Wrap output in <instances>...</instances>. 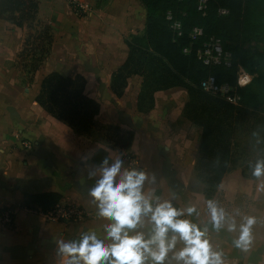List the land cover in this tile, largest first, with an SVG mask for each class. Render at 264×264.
Returning a JSON list of instances; mask_svg holds the SVG:
<instances>
[{
    "label": "crops",
    "instance_id": "crops-1",
    "mask_svg": "<svg viewBox=\"0 0 264 264\" xmlns=\"http://www.w3.org/2000/svg\"><path fill=\"white\" fill-rule=\"evenodd\" d=\"M33 1L37 6L34 19L21 27L0 18V212L6 206L16 210L12 228L0 223V264H60L56 241L75 240L90 231L105 235V225L111 221L98 215L89 196L95 179H88L87 173L105 157L111 162L117 153L125 157V167L148 173L144 186L148 199L153 203L157 198L168 200L185 212L182 218L207 228L206 238L212 250L222 255L223 264H264V177L252 174L256 163L264 161V140L260 139L261 149L254 154L246 143L254 147L249 132L264 124L249 119L258 117L264 122V110L230 120L233 163L220 183L209 187L197 168L203 130L187 114L188 90L182 86L156 90L150 104L147 99L139 109L141 75L126 78L121 96L111 89L113 73L128 57L126 39L144 32L146 9L141 1L76 0L85 6L81 16L68 0ZM29 22L32 27L47 26L51 38V51L34 72L17 66ZM52 72L81 75L84 94L99 105L95 120L132 132L130 147H118L103 130L78 132L46 112L35 97L42 79ZM22 140L31 146H23ZM40 193L58 194L56 207L76 205L84 217L47 222L34 212L39 207H24L25 196ZM209 200L226 214L219 231L211 224ZM193 205L199 215L188 217L186 209ZM242 218L255 221L247 250L233 244L239 232L227 230Z\"/></svg>",
    "mask_w": 264,
    "mask_h": 264
},
{
    "label": "trees",
    "instance_id": "trees-1",
    "mask_svg": "<svg viewBox=\"0 0 264 264\" xmlns=\"http://www.w3.org/2000/svg\"><path fill=\"white\" fill-rule=\"evenodd\" d=\"M140 1L146 9L145 29L142 35H131L126 39L128 57L113 73L111 89L121 96L126 78L130 74L141 75L140 109L145 100L148 99L150 104L151 94L156 90L185 87L191 98L187 114L203 130L201 156L197 162L199 177L207 186L214 187L233 163L229 152L233 132L230 120H236L245 112L264 110V40L259 35L261 23L252 19L257 3L264 11V0H207L202 10L197 8L198 0ZM36 9L33 0H0V18H8L20 27L25 21L34 19ZM219 9H226L228 13L221 15ZM168 13L171 14L170 20L167 19ZM175 20L181 24V35L178 36L170 28ZM41 27L42 33L36 38L44 34L50 45L48 28ZM195 27L202 32L192 38L190 34ZM211 37L218 38L223 50L230 54V66L206 65L199 57L198 51ZM184 49L188 52L185 53ZM42 61V56L33 60L34 64L29 66L31 72L36 71ZM240 67L254 77L248 85L236 90L239 104L234 105L200 87L201 81L208 76H213L218 84L234 86ZM84 86L81 75L65 77L52 72L42 79L35 101L51 116L78 132L103 130L107 139L122 149H128L132 132L99 124L95 120L99 105L84 94ZM58 200L59 195L55 193L27 195L24 207L28 210L39 207L46 211L56 207Z\"/></svg>",
    "mask_w": 264,
    "mask_h": 264
},
{
    "label": "clouds",
    "instance_id": "clouds-1",
    "mask_svg": "<svg viewBox=\"0 0 264 264\" xmlns=\"http://www.w3.org/2000/svg\"><path fill=\"white\" fill-rule=\"evenodd\" d=\"M253 176L264 177V161H258ZM95 179L89 196L98 208V215L110 219L105 235L95 231L75 240H58L60 264H223L222 255L212 250L207 228L201 229L185 212L168 200L153 203L144 194L148 173L139 167H125V157L117 153L109 161L102 159L87 173ZM154 182V177H153ZM207 211L213 228L219 231L226 221L225 211L209 200ZM186 214L199 215L190 206ZM253 218L233 221L230 232L238 231L235 247L247 250L252 236ZM181 247L177 249V245ZM169 253H172L169 256Z\"/></svg>",
    "mask_w": 264,
    "mask_h": 264
},
{
    "label": "built area",
    "instance_id": "built-area-1",
    "mask_svg": "<svg viewBox=\"0 0 264 264\" xmlns=\"http://www.w3.org/2000/svg\"><path fill=\"white\" fill-rule=\"evenodd\" d=\"M72 8L76 12H83L85 6L79 3L76 0H68ZM207 0H198V10L205 8V3ZM228 11L226 9H219V14L226 15ZM167 19H171V14H167ZM170 28L173 30L175 36L181 35V24L178 20H175L171 23ZM201 29L198 27L193 28L190 36L195 38L197 35L201 34ZM185 53L188 52V49L183 50ZM198 55L206 65H223L230 66L231 56L228 52L224 51L221 42L218 38L211 37L205 41L202 45V48L198 51ZM254 74L249 73L242 67L239 68L236 83L234 86L228 84H218L213 76H208L200 83L202 90L209 92L214 95H219L224 97L230 103L237 105L239 104L240 97L236 93V90L240 87L248 85L253 79ZM22 145L25 147H30L28 141L22 140ZM16 210L11 206H6L1 209L0 212V223L4 228H12L13 219L15 216ZM34 212L41 214L47 222H73L78 221L84 217V211L76 205H68L65 207H54L46 211L41 210L40 208L36 209Z\"/></svg>",
    "mask_w": 264,
    "mask_h": 264
},
{
    "label": "rangeland",
    "instance_id": "rangeland-1",
    "mask_svg": "<svg viewBox=\"0 0 264 264\" xmlns=\"http://www.w3.org/2000/svg\"><path fill=\"white\" fill-rule=\"evenodd\" d=\"M257 4L260 6V8H258V5L254 8L252 19L256 20L257 22L259 21L261 23L260 25L261 30L259 32V35L261 37V40H264V11L261 9V5L259 3ZM77 13L80 16L82 14V12H77ZM260 14H263V17H259ZM259 18H261V21ZM29 23H30L29 25L30 28L27 29L25 35L23 36L22 51L17 56V66L18 68H21V70L28 69L30 65L34 64L33 60L39 58L40 56H42L43 60H45V58L48 56L49 52L51 51V46L48 45L47 39L45 38L46 36L44 34H42V36H40L39 38H36L38 34H40V32L42 33L41 30L43 26L41 27L40 25H37L36 27H32L33 22H29ZM31 36L34 37L32 38ZM40 45L43 47L42 49ZM43 49H45V51H43ZM262 49L264 54V42L262 43ZM250 116L254 117L253 115ZM257 119H262V118L255 117L249 120L250 122L255 121L256 125H260V123L264 124V122H259ZM86 133L90 134L94 132L88 131ZM249 133L254 136L253 141L255 142H253L254 147L252 146L251 142L250 143L246 142L248 144L247 149L251 151L250 153L253 152L254 154V152L258 151V149H261L260 148L262 146L261 142L262 140H264V126L260 125V128H257L255 126L254 131L250 130ZM260 139H262L261 142Z\"/></svg>",
    "mask_w": 264,
    "mask_h": 264
}]
</instances>
